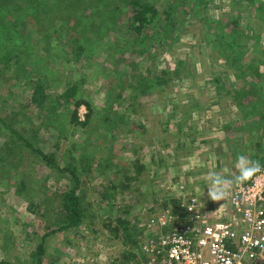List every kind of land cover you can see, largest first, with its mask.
Here are the masks:
<instances>
[{"label":"rangeland","instance_id":"obj_1","mask_svg":"<svg viewBox=\"0 0 264 264\" xmlns=\"http://www.w3.org/2000/svg\"><path fill=\"white\" fill-rule=\"evenodd\" d=\"M100 1L0 0V119L42 153L60 158L59 167L63 166L62 160L74 164L79 160L88 161L92 167L94 162L103 161L108 169L101 170V166L97 169L104 172L103 176H97L94 167L88 178L87 202L99 200L93 192L95 185L117 182L124 175L136 176L133 164L140 160L148 166L139 185H132L129 197L118 194L114 200L117 211L133 206L125 216L127 220L140 212L138 218H143L146 213L143 209L148 203L154 212L161 211V204L171 194L174 198L180 197L178 186L183 185V193L197 197L207 221H221L235 184L226 199L213 201L208 197V176L212 173L229 178L237 175L238 155L249 159L264 157V113L255 114L251 130L244 127L242 132L234 126L238 122V108L224 94L231 85L242 88L246 81L243 83L241 78L245 75H239L237 81L232 71L215 63L216 56L204 41V26L193 17L186 18L181 36H176L172 45L158 47L150 42L139 46V39L119 29L112 32L116 39L112 40V35L108 38V33L92 57L75 62L70 36L79 30L78 16ZM113 1L105 0L108 6L104 10L113 9L116 0ZM234 7L228 1L216 0L206 8L207 18L215 21L224 20L225 16L232 18L239 10ZM263 15H255L251 10L248 16L241 13L242 18L239 17L241 25L246 20L242 28L250 37L251 45L242 64L258 61L255 58L260 56L256 53L264 50ZM31 17L41 18L43 26H35ZM119 55L123 59L121 63L116 61ZM180 60L192 64L193 70L184 71L182 81L169 82L148 98L129 100L131 90L120 89L122 79L123 82L134 80L133 74L138 70L147 72L152 83L157 76L170 80ZM214 70L226 78L224 89L219 92L214 84ZM43 77L44 108H37L31 101L33 81ZM73 87V98L60 97ZM117 94L122 99H117ZM75 100L91 105L94 114L89 126L73 123ZM86 113L85 105H80L78 121L83 122ZM230 124L232 130H225ZM8 137V131L0 123V157L7 158L6 167L0 166V181H5L6 186L4 189L0 182V197L4 193L12 199L6 203L0 201V264H34L33 254L38 243L57 226L51 225L55 213L47 215L49 224L40 214H32L29 199L41 206L40 213L46 212V206L55 205L63 192L64 178L37 157L25 153L26 149L14 157L6 155L4 144ZM253 139L260 148L252 150L253 146H247ZM72 144H76V150H71ZM20 156L21 162H17ZM108 156H112L110 163L105 161ZM151 156L159 165L151 163ZM22 180L26 189L30 188L27 200L23 197L25 191L17 195ZM92 211L98 213L97 208ZM144 223L138 224V228ZM128 247L121 239H114L100 221L95 230L93 227L88 231L80 229L79 235H73L70 230L47 237L42 264H111L113 260L121 262Z\"/></svg>","mask_w":264,"mask_h":264},{"label":"trees","instance_id":"obj_2","mask_svg":"<svg viewBox=\"0 0 264 264\" xmlns=\"http://www.w3.org/2000/svg\"><path fill=\"white\" fill-rule=\"evenodd\" d=\"M215 1L216 0H176L175 4H173V2L169 0H116V6L110 10L107 9V11L104 10L106 6H108L105 0L97 2L95 5H92L87 12L78 16L76 27L79 28V30L76 34H71L70 36V38H72V44L74 45V48H72L74 61L79 63L84 59L88 60L93 56L92 54H94V52L96 53V49L102 46V44L98 45V43L101 40H106L108 33H110L108 38L112 35V40L116 39L112 32L114 30L118 31L119 29L128 33L129 37L135 38L136 40L139 39V46L143 43L150 42H155L158 47L172 45L176 36H181L186 18L193 17L204 26V41L208 50L216 56L215 63L222 64L221 66H223L226 71H232V75L237 81H239V75L242 77L245 75L241 78V80L244 81L243 83L246 81L242 88H235L234 85H231L224 94L229 95L231 101L235 103L238 108L237 120L238 122L240 121V123L239 126L237 124L238 122L234 126L238 127L242 132L244 131V127L251 130L254 125L253 119L255 114H261V111L264 113V50H259V53H256L260 56V58H255L259 59L258 61L242 64L246 54L250 52L249 48L251 45L248 41L250 37L245 34L246 30L242 28L246 20H242V25L239 24L238 20H240L239 17L242 18L241 13H247L248 16L251 10H253L255 15L259 14L261 16L264 14V0H219L220 3L228 1L231 7L237 6L239 8L238 11L236 10V12H234V17L230 18L229 16H225V18L223 17L224 20L219 21L209 20L206 15V8L209 5H213ZM35 6L38 7L36 4ZM102 6H104V8H101ZM241 8H246V10L242 11ZM33 15L35 16V11ZM31 19L35 26H40L42 24L41 18L31 17ZM261 20L264 22V18H261ZM247 26H249V24L246 25V27ZM120 36L122 37L121 34ZM58 38L60 37L58 36ZM109 44L110 47H112V43ZM114 44L119 46L120 42H114ZM122 60L120 55L116 58L118 63H121ZM132 68L136 67L132 66ZM192 70V64L180 60L176 64L170 80L157 76L155 77L156 81L153 83L150 82L152 79L148 77L147 72L142 73L141 70H138L133 74L134 80H125L123 82L122 79L120 89L131 90V94L128 95L129 100L137 101L138 98L141 100V98L150 97L157 89L166 86L169 82L182 81L184 71L188 72ZM213 73L216 76L214 77L216 92L222 91L224 89L223 82L226 81V78H223V75H218V70H214ZM44 80L45 78L43 77L33 81L34 88L31 101L37 108H44ZM74 95L75 88L73 87L64 91L60 97L68 100L73 98ZM116 96L117 99H122L121 94H117ZM109 97L110 96H108V98ZM73 103L75 105V110L72 115L73 123L81 127L89 126L94 114L91 105L84 100H75ZM82 104L85 105L87 110L83 122L77 119V108ZM0 123L9 133L8 141L4 144L6 155L14 157L15 154L22 153L21 151L26 149L25 153L37 157L38 161L48 165L51 170L58 172L60 177L64 178L63 192L58 195V201L55 205L51 204L46 206V212L42 211V213H40L42 210L41 206L29 199V206L33 208V211H31L32 214H40V218H45L46 222L49 224L50 218H47V215L55 213L51 225H54V227L57 226V228H54L47 233V235L42 237V242L40 241V243H38L33 254L34 264H42V257L45 254L44 243L47 237L56 233H66L70 230H72L73 235H79L80 229L88 231L90 227H93V230H95V227L100 221L114 239H121L123 244L130 245L124 252L126 253L125 256L121 257V262L113 260L111 264H144L148 258L141 253L140 246L144 238L149 236V230L146 227L147 222L165 211H171V213L180 220L184 219L185 212L181 208L183 197L174 198V194H171V197L167 198L166 203L164 202L161 204V211L159 212H154L151 206L148 207L149 203L146 204L147 206L143 209L144 212L146 211V213L143 214V218L141 216L138 218L139 215L142 214L140 212V214L133 217L132 220L126 219L125 216H128L126 214L130 213L133 206H128L124 208V210L121 209L117 211V205L114 202L115 197L118 194L127 195V197L132 194L130 189L133 187L132 185H139L140 178L148 166L146 162L137 160L133 164L136 176L130 177L129 175H124L121 179L119 178L117 182H114L116 180H111L106 184L99 183L95 185V190L93 192L98 194L99 200L87 202L86 198L88 186L90 184L88 178H90V173L92 174V169L94 167L95 171H98L97 169L100 168V166L102 167L101 170L108 169L103 161L99 163L94 162L95 165L93 164L92 167L90 164H87L88 161L87 163H83L79 160L74 164L72 161L67 162L62 160L63 166L59 167L58 163L61 161L59 160L60 158L52 155V153H42L39 147L36 148L30 142L25 141L11 125L8 124L7 126V123L5 122V124L2 119H0ZM232 128L233 126L230 124L224 129L232 130ZM32 133H36V131H32ZM55 145V149L58 151L59 142L57 141ZM247 146L250 148L253 146L252 150L261 147L254 139L250 141V144ZM73 149L76 150V144H72L71 150ZM21 157L22 156L18 158L17 162H21ZM110 158H112V156H108V158L105 159L106 163L111 162ZM151 158L152 156L150 159ZM6 159L7 158L0 157V166L6 167ZM251 159L259 161L261 165H264V157H251ZM151 163H156V160L152 158ZM77 164L79 166H77ZM156 164L159 165L158 162ZM14 167H16V164L13 166V169ZM103 174L104 172L102 171L96 173L99 177H102ZM95 178L97 179V177ZM0 182L1 186L5 189V181ZM19 187L17 195H20L23 191H25V195H23L25 199L31 195L30 188L26 189L27 185L23 180L20 181ZM164 191L165 190H163V192ZM8 196L9 195L3 193L0 197V201H4V203L10 202L12 199ZM103 203H105V205H102ZM93 208H97L98 213L92 211ZM122 214H124V218H122ZM97 217H99L98 220H96ZM143 221H145V223ZM86 222L88 223L85 229L84 225ZM131 222L134 223L132 227H130ZM14 223H16L15 220ZM140 223L144 224L138 228V224ZM81 238L83 239V236H81ZM2 240L5 242L7 238L2 237Z\"/></svg>","mask_w":264,"mask_h":264},{"label":"built area","instance_id":"obj_3","mask_svg":"<svg viewBox=\"0 0 264 264\" xmlns=\"http://www.w3.org/2000/svg\"><path fill=\"white\" fill-rule=\"evenodd\" d=\"M183 197V220L171 211L146 224L144 264H264V168L232 188L224 219L209 222L195 195Z\"/></svg>","mask_w":264,"mask_h":264},{"label":"clouds","instance_id":"obj_4","mask_svg":"<svg viewBox=\"0 0 264 264\" xmlns=\"http://www.w3.org/2000/svg\"><path fill=\"white\" fill-rule=\"evenodd\" d=\"M264 165L259 161L249 159L241 154L236 157L235 168L238 174L234 177H226L216 173L208 176V197L213 201H221L227 198L232 185L244 183L251 179Z\"/></svg>","mask_w":264,"mask_h":264}]
</instances>
